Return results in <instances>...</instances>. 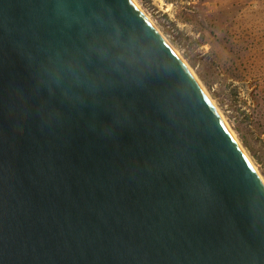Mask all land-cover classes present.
I'll list each match as a JSON object with an SVG mask.
<instances>
[{
  "label": "water",
  "instance_id": "1",
  "mask_svg": "<svg viewBox=\"0 0 264 264\" xmlns=\"http://www.w3.org/2000/svg\"><path fill=\"white\" fill-rule=\"evenodd\" d=\"M0 264H264V185L130 0H0Z\"/></svg>",
  "mask_w": 264,
  "mask_h": 264
},
{
  "label": "rangeland",
  "instance_id": "2",
  "mask_svg": "<svg viewBox=\"0 0 264 264\" xmlns=\"http://www.w3.org/2000/svg\"><path fill=\"white\" fill-rule=\"evenodd\" d=\"M185 62L264 182V0H134Z\"/></svg>",
  "mask_w": 264,
  "mask_h": 264
},
{
  "label": "bare ground",
  "instance_id": "3",
  "mask_svg": "<svg viewBox=\"0 0 264 264\" xmlns=\"http://www.w3.org/2000/svg\"><path fill=\"white\" fill-rule=\"evenodd\" d=\"M133 5L141 12V14L145 17V19L152 25V27L155 29V31L160 35V37L165 41V43L170 47V49L175 53V55L180 59V61L183 63V65L186 67V69L189 71V73L193 76V78L195 79V81L197 82V84L199 85L200 89L203 91L204 95L209 99L211 105L213 106V108L215 109L218 117L220 118V120L222 121V123L224 124V126L226 127V129L228 130V132L231 134V136L233 137L234 141L237 143V145L239 146V148L241 149V151L243 152V154L245 155V157L247 158V160L250 162V160L248 159L247 155L245 154L244 150L242 149V147L240 146V144L238 143L236 137L234 136V134L231 132V130L229 129L228 125L226 124L222 114L219 112V110L216 108V106L213 104V100H211L209 98V96L207 95L206 91L203 89V87L201 86V84L198 82V80H196L195 76L193 75V73L189 70V68L186 66L185 62L181 59V57L177 54V52L175 51V49L172 47V45H170L164 38V36L159 32V30L156 28V26L149 20V17L146 16V14L139 8V6L137 5V3L134 0H130ZM251 164V162H250ZM253 170L255 171V173L257 174V176L259 177V179L262 181L263 185L264 182L261 179L260 175L258 174L256 167H254L251 164Z\"/></svg>",
  "mask_w": 264,
  "mask_h": 264
}]
</instances>
